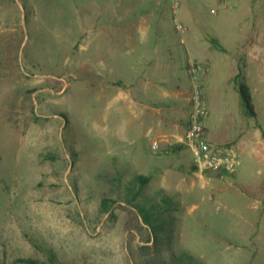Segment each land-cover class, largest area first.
Segmentation results:
<instances>
[{"label": "rangeland", "instance_id": "1", "mask_svg": "<svg viewBox=\"0 0 264 264\" xmlns=\"http://www.w3.org/2000/svg\"><path fill=\"white\" fill-rule=\"evenodd\" d=\"M217 1L180 0L175 14L174 0H0V264H163L162 256L180 264L182 255L185 264H264V11ZM154 5L168 7L175 27L206 25L207 37L229 50L222 57L238 54L241 40L262 52L250 58L255 85L247 79L257 119L245 115L229 69L214 74L229 86L223 107L209 87L216 122L256 123L249 150L248 136L236 129L220 136L242 153L238 178H210L192 159L155 155L151 138L108 123L105 100L91 91L104 26L99 35L88 29L102 7L127 21ZM139 175L150 179L143 195L151 203L161 210L171 203L172 237L162 234V256L141 250L149 230L132 203H145L143 196L127 202Z\"/></svg>", "mask_w": 264, "mask_h": 264}, {"label": "crops", "instance_id": "2", "mask_svg": "<svg viewBox=\"0 0 264 264\" xmlns=\"http://www.w3.org/2000/svg\"><path fill=\"white\" fill-rule=\"evenodd\" d=\"M217 2L232 10H249L254 13L264 11V0ZM101 10L102 16L94 19L96 25L88 29L92 30L91 32L97 30L95 32L99 35L98 30L104 26L103 38L97 41L96 62L92 61L93 74L97 75L93 77L97 80L91 82L90 87L93 93H101L105 100L108 123H114L120 133L128 136L144 134L145 137L151 138V145L154 141H159L168 149L165 154L175 160L188 159L192 163L191 152L185 148L182 141L192 112V83L188 63L195 60L205 70L203 77L210 116L204 121V127L208 140L214 145H236V141H227L220 137L227 129H236L248 136L249 150L250 137L256 123L250 124L243 117L235 120L234 125L231 121L233 118L229 120L226 117L227 120L222 123V120L216 122L211 112L213 103L210 100L209 87L212 88L211 93L213 87L218 92L219 103L223 107L229 86H226L222 79L214 78V74L229 69L227 82L237 91L239 85L236 78L241 73L249 86L247 79L252 77L250 58L258 60L262 52L251 49L252 43L241 40L236 44L241 48L238 54L222 57V53L227 55L229 50L222 45L218 37L209 39L206 34L208 29L201 23L187 24V39H179L175 25L168 21L171 18L170 11L163 5H154L148 13L127 20L129 22L123 17V13H118V17H109L107 8L102 7ZM96 63L104 68L102 73L96 72L99 70L95 68ZM256 67L255 65L254 69ZM251 79L255 85V80ZM155 168L163 169L158 165H155ZM240 174L241 171L237 178Z\"/></svg>", "mask_w": 264, "mask_h": 264}, {"label": "built area", "instance_id": "3", "mask_svg": "<svg viewBox=\"0 0 264 264\" xmlns=\"http://www.w3.org/2000/svg\"><path fill=\"white\" fill-rule=\"evenodd\" d=\"M223 1L229 2L230 0ZM179 7L180 0H174L175 14L178 13ZM176 29L183 35L187 32L186 27L180 22L176 23ZM204 72L205 70L199 62L189 61L192 112L190 124L182 143L191 152L193 164L197 167L198 172L210 178L214 176L228 178L239 173L243 164L242 155L236 145H214L206 136L204 121L210 116V109L203 77ZM151 150L155 155H164L168 149L161 142L154 141Z\"/></svg>", "mask_w": 264, "mask_h": 264}, {"label": "trees", "instance_id": "4", "mask_svg": "<svg viewBox=\"0 0 264 264\" xmlns=\"http://www.w3.org/2000/svg\"><path fill=\"white\" fill-rule=\"evenodd\" d=\"M242 76L243 75L240 73L238 77L236 78V81L239 85V92H240L241 100L243 103L244 111L248 117L257 119L258 112L254 104L252 91L250 87L245 83ZM230 144H233V143H230ZM195 168L197 169V167ZM137 178H138V183H140L141 186L137 190L135 188L131 189V192L133 195L130 200H127V202L132 203L133 200H136L140 195L143 196L142 201H145V203H142L141 201L137 203H132V206L137 210L139 216L141 217L143 224L149 230V236L146 238V241H145L146 244L141 246V250L145 252L148 249H155V252L157 253V255L162 256L163 242H164L163 240L165 238L162 234L169 230L170 231L169 237H172V231H173L172 230V221H173L172 218L173 217L166 216L168 212L170 211L169 206L171 203L169 204L165 202V200H168L169 198L167 197L164 198V202L166 203V205L163 210H161L158 207V205H156L155 203H151L152 200L146 198L143 195L144 186L148 184L150 179L144 176H140V175ZM110 201H111L110 199H106V198L102 200V205L106 210H108L111 207ZM176 257L177 256L175 255V258ZM183 257L184 255L179 257L180 264H185V262L187 261ZM165 259L166 258L162 256L161 260L163 264H170V263L172 264L170 260L167 262ZM54 262L55 261L53 260L51 264H54ZM16 263L17 264H50V263H39L34 260H25V259H18Z\"/></svg>", "mask_w": 264, "mask_h": 264}]
</instances>
